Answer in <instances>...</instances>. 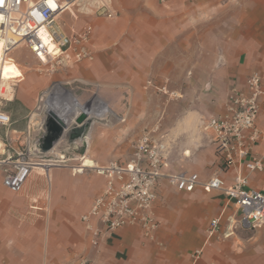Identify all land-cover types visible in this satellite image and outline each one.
I'll return each mask as SVG.
<instances>
[{"label": "crops", "instance_id": "obj_1", "mask_svg": "<svg viewBox=\"0 0 264 264\" xmlns=\"http://www.w3.org/2000/svg\"><path fill=\"white\" fill-rule=\"evenodd\" d=\"M103 4L114 17L99 12ZM59 24L68 35L91 25L94 58L71 59L33 105L20 98L31 107L22 119L12 116L11 135L26 128L42 93L57 83L78 105H84L83 91L98 92L91 100L113 111L104 125L123 126L118 133L101 132L93 122L83 138L70 139L72 152L60 140L51 153L60 150L68 164L37 166L19 191L4 184L0 166V264H264V224L254 229L238 224L232 236L209 239L210 220L224 210L226 217L238 216L234 205L221 190L180 191L166 177L157 186L160 226L153 238L129 225L94 245L82 215L106 179L73 170L81 157L97 166L119 158L128 162L134 150L116 140L150 132L164 146L163 174L197 173L203 182L218 175L232 184L237 168H223L207 124L224 111L233 90L246 87L249 75L264 79V0H79L60 15ZM7 59L0 64L4 77L25 81L19 59ZM257 126L264 135V96ZM254 152L264 153V136ZM249 188L264 192V168L250 174Z\"/></svg>", "mask_w": 264, "mask_h": 264}, {"label": "built area", "instance_id": "obj_2", "mask_svg": "<svg viewBox=\"0 0 264 264\" xmlns=\"http://www.w3.org/2000/svg\"><path fill=\"white\" fill-rule=\"evenodd\" d=\"M78 1L0 0V43L3 54L0 64L5 63L10 52L22 44L51 72L56 68H68L71 59L76 62L93 59L92 26L87 25L80 32L68 35L59 24L60 15ZM99 12L114 17L106 4L101 6ZM17 65L20 67L18 62ZM1 70L0 66V166L4 170V184L19 191L37 166L48 169L53 165H67L68 158L64 153L52 158L51 151L43 152L40 147V140L46 134L49 110L44 103L47 98H41L38 109L27 117L26 128L15 136L11 135L14 121L6 106L15 98L19 82L4 77ZM46 91L42 93L44 97ZM263 96L264 79L257 72L252 73L244 89L233 90L224 111L208 120L207 125L214 134L216 151L223 160V168H237L234 182L230 185L218 175L203 182L197 173L163 174L164 146L157 143L150 132L136 140L128 162L114 160L102 166H84V157H81V163L73 167L75 172L93 171L106 179L105 187L82 215L83 222L92 232V244L98 245L106 234H113L129 225L139 226L144 236L153 238L160 226L154 202L157 186L163 177L180 191L191 192L197 187L207 192L221 190L228 202L234 205L238 216L226 217L224 210L210 220L207 228L209 239L232 236L238 224L246 229L264 224V192L249 188L250 174L264 168V153L258 155L254 152L255 145L264 136L257 126ZM104 118L106 116L100 119ZM82 125L78 122L66 123L61 140L73 128ZM81 136L83 138L84 134ZM94 219L99 225L93 223ZM225 223L226 228L223 229ZM201 253V249L196 250L192 255L194 260ZM79 264H86V260H81Z\"/></svg>", "mask_w": 264, "mask_h": 264}, {"label": "rangeland", "instance_id": "obj_3", "mask_svg": "<svg viewBox=\"0 0 264 264\" xmlns=\"http://www.w3.org/2000/svg\"><path fill=\"white\" fill-rule=\"evenodd\" d=\"M10 55L13 59H19L20 62V68L22 69L23 73L26 76L25 81L18 83L17 87H16V98L14 99V101H12L11 103H8L6 108L11 112L12 116L14 119H22L26 113L28 112L29 105H27L25 103V100H22L20 98H28V100L32 101V105L34 103V99L37 97L38 92H40V90L46 88L50 82L52 80H55L57 77H59V74L61 72V70H67V68H56V70L54 72L50 71V68L47 66H44L42 64H40V62H38L36 59H34L32 57V55L30 54V51L28 50V48L26 47V45L22 44L19 45L17 48H15L13 51L10 52ZM7 61H9L7 59ZM62 85V84H61ZM68 91L74 93L76 91L75 90H70V88H68L67 86H64ZM25 88V89H24ZM84 94L83 95V101L81 104H85L87 103L89 100L92 99V97L98 96V92H85L83 91ZM90 97V98H89ZM44 98H47V94ZM103 99V98H102ZM112 114L109 112L106 117H110ZM104 119H100L97 118V116H92V117H88V125L91 126V124L93 122H95V127L99 128V130H101V132H108V131H112L114 132V129L116 133H118L119 129L123 126V125H119V124H113L112 126H105L104 125ZM87 125V128H88ZM140 134L136 135V136H126L125 137V141H118V139L116 140L117 145H127L129 146V148L132 149V151L134 150V144L136 142V140L139 138ZM117 138H123V136L120 135L119 136L116 134ZM62 147H68L69 151H76L75 149L71 148L72 147V143L70 141V136L68 135L67 137H65V140H63L62 142ZM64 147V148H65ZM73 149V150H72ZM62 154V152H60V150H58L55 153L51 154V157L54 158L57 155ZM118 160H122V159H118Z\"/></svg>", "mask_w": 264, "mask_h": 264}, {"label": "bare ground", "instance_id": "obj_4", "mask_svg": "<svg viewBox=\"0 0 264 264\" xmlns=\"http://www.w3.org/2000/svg\"><path fill=\"white\" fill-rule=\"evenodd\" d=\"M1 69V72L4 75L3 68ZM46 94L47 99L44 103L45 107L67 124L78 122V119L81 118V121L78 122V124L81 125L88 120V117L97 116V118H102L109 112L113 113L111 108L98 98L91 100L84 105H78L75 102L74 97L72 98V96L68 94L59 83L54 84L48 89ZM61 112L62 114H60ZM83 115L84 117H82ZM84 166L89 165L84 162Z\"/></svg>", "mask_w": 264, "mask_h": 264}, {"label": "water", "instance_id": "obj_5", "mask_svg": "<svg viewBox=\"0 0 264 264\" xmlns=\"http://www.w3.org/2000/svg\"><path fill=\"white\" fill-rule=\"evenodd\" d=\"M82 117H84V115ZM79 121H81V118L78 119V122ZM87 121L84 122L81 127L72 129V131L69 133L71 140L83 134V128L88 125ZM64 127H66V122L60 119L53 112L49 111L46 121V134L40 140V147L43 152L51 151L54 148L55 144L61 140L64 134Z\"/></svg>", "mask_w": 264, "mask_h": 264}, {"label": "trees", "instance_id": "obj_6", "mask_svg": "<svg viewBox=\"0 0 264 264\" xmlns=\"http://www.w3.org/2000/svg\"><path fill=\"white\" fill-rule=\"evenodd\" d=\"M86 128H87V126H85L83 129H84V131L86 130Z\"/></svg>", "mask_w": 264, "mask_h": 264}]
</instances>
